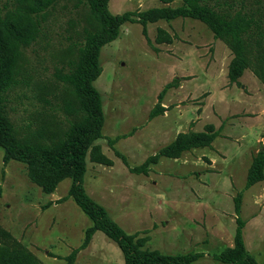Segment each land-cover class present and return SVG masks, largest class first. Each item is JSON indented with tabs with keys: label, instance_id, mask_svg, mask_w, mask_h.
<instances>
[{
	"label": "rangeland",
	"instance_id": "rangeland-1",
	"mask_svg": "<svg viewBox=\"0 0 264 264\" xmlns=\"http://www.w3.org/2000/svg\"><path fill=\"white\" fill-rule=\"evenodd\" d=\"M235 1L264 17V0ZM17 3L0 0L8 9ZM182 4L110 0L109 8L123 14ZM39 19L36 37L20 48L18 82L6 111L20 137L50 143L79 115L77 97L59 75L76 59L75 43L96 19L76 0L56 1ZM233 58L229 44L192 17L148 22L146 34L139 21L126 22L101 50L94 84L105 121L102 137L87 152L84 184L144 249L204 252L192 264H227L213 254L234 243V200L241 193L246 248L264 264V180L246 188L252 162L264 152V82L252 65L231 81ZM208 126L218 132L209 146L179 157L159 155L180 133L210 132ZM146 162V171H136ZM70 184L64 178L45 192L27 164L6 163L0 147V227L10 236L5 242L27 249L41 264H68L75 249L73 264H124L119 246L100 230L81 247L92 221L67 196Z\"/></svg>",
	"mask_w": 264,
	"mask_h": 264
},
{
	"label": "trees",
	"instance_id": "trees-1",
	"mask_svg": "<svg viewBox=\"0 0 264 264\" xmlns=\"http://www.w3.org/2000/svg\"><path fill=\"white\" fill-rule=\"evenodd\" d=\"M58 0H17L14 9L0 5V147L4 149V161L18 160L27 164L29 175L42 189L51 193L64 178H70L68 197L92 221L86 230L82 248L87 247L97 230L106 234L122 251L124 264H192L204 256V252L170 254L157 249H144L136 240V234L127 233L109 214L107 208L87 192L84 177L87 171V152L102 137L105 121L103 99L94 81L102 71L101 50L105 44L117 39L126 22L139 21L146 34L148 22L159 19L192 17L205 22L217 38L225 40L234 52L229 76L236 81L248 65L264 82V17H257L235 0H183L178 7H155L142 12L127 11L114 14L109 8L110 0H76L86 5L96 19V25L86 29L75 43L78 55L68 71L59 77L70 86L77 101L74 112L79 115L57 139L43 143L20 137L7 115L9 91L17 82V62L20 48L33 40L41 27L39 15ZM171 2L173 0H162ZM243 3V2H242ZM135 16V17H134ZM166 88L164 89L165 92ZM160 106V105H159ZM157 108V107H156ZM153 109L151 116L157 115ZM210 132L180 133L160 151L159 155L179 157L184 151L209 146L218 132L208 126ZM159 155H155L156 159ZM146 162L136 171H146ZM264 180V152L260 151L249 169L246 188ZM2 189L0 188V196ZM242 194L235 197L237 227L232 246L213 258L227 264H260L247 250L244 237L245 221L240 216ZM8 232L0 227V264H41L27 249L5 242ZM4 241L5 245L1 246ZM78 249L67 257L73 264Z\"/></svg>",
	"mask_w": 264,
	"mask_h": 264
},
{
	"label": "crops",
	"instance_id": "crops-1",
	"mask_svg": "<svg viewBox=\"0 0 264 264\" xmlns=\"http://www.w3.org/2000/svg\"><path fill=\"white\" fill-rule=\"evenodd\" d=\"M262 106H263V105H261V104H259V103H257V105H255L256 109H260V110L262 109Z\"/></svg>",
	"mask_w": 264,
	"mask_h": 264
}]
</instances>
